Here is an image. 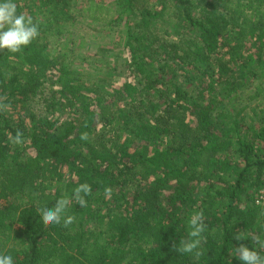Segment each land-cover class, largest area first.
<instances>
[{
    "label": "trees",
    "instance_id": "1",
    "mask_svg": "<svg viewBox=\"0 0 264 264\" xmlns=\"http://www.w3.org/2000/svg\"><path fill=\"white\" fill-rule=\"evenodd\" d=\"M13 2L40 34L0 52L11 105L0 111V252L14 264H243L234 248L261 251L234 236L264 232V0H87L89 23L121 38L84 56L95 78L73 63L85 42L68 27L73 0ZM84 182L76 221L44 226L39 209ZM197 211L199 258L173 248Z\"/></svg>",
    "mask_w": 264,
    "mask_h": 264
},
{
    "label": "clouds",
    "instance_id": "2",
    "mask_svg": "<svg viewBox=\"0 0 264 264\" xmlns=\"http://www.w3.org/2000/svg\"><path fill=\"white\" fill-rule=\"evenodd\" d=\"M38 24L30 15L24 13H17V5L13 0H0V52L7 51L15 54L32 43L39 36ZM6 97H0V111H7L11 105L4 103ZM80 139L87 141L89 134L83 132ZM10 141L14 146H19L24 143L23 133L19 130L15 135L10 134ZM92 187L87 182L78 184L72 193L71 199L62 197L56 200L55 206L52 208L41 207L39 209L40 220L44 226L60 225L64 227L72 225L76 221V217L69 213V205L72 200L75 201L81 208L87 206L86 197L91 195ZM106 197L110 198L112 194L111 187L104 189ZM264 214V213H262ZM188 233L187 238L181 239L179 247L173 245L175 251L179 254H193L195 258L203 256L205 253L201 248L206 237L203 235L206 231V224L204 223L203 212H194L187 221ZM237 241L250 238L261 251H264V232H254L249 237L243 234L234 236ZM261 251L250 249L245 244L241 243L234 248L236 257L243 264H264V255ZM0 264H14L13 257L10 254L0 252Z\"/></svg>",
    "mask_w": 264,
    "mask_h": 264
},
{
    "label": "rangeland",
    "instance_id": "3",
    "mask_svg": "<svg viewBox=\"0 0 264 264\" xmlns=\"http://www.w3.org/2000/svg\"><path fill=\"white\" fill-rule=\"evenodd\" d=\"M98 1V0H97ZM107 3L114 4L117 2V0H104ZM87 0H73V5L75 6V9L77 10L76 14H73L75 16L76 24L71 26L69 25V29L71 30V37L75 38L77 34H83L84 37V43L81 45H77L78 49L75 53L74 58V64L77 65L78 68H81L84 72H89L91 74V77L95 78L99 75V71L94 69V65L87 64L84 57L85 55L88 56L90 53L94 52L96 48H98L99 44L101 43L102 46L107 44L106 47H110L112 45L113 40H117L116 44L121 43V38L119 33L116 32V27L114 26H107L106 24H94L89 23L88 20V14L83 9L87 4ZM114 6H116L114 4ZM119 6V2L117 4ZM71 39V38H70ZM76 40V38L74 39ZM104 44V45H103ZM116 51V50H115ZM93 68V69H92ZM102 77H105V74H100ZM113 80V79H111ZM119 80H114L113 83H117L119 85ZM114 84V85H115ZM108 89V86H107Z\"/></svg>",
    "mask_w": 264,
    "mask_h": 264
},
{
    "label": "built area",
    "instance_id": "4",
    "mask_svg": "<svg viewBox=\"0 0 264 264\" xmlns=\"http://www.w3.org/2000/svg\"><path fill=\"white\" fill-rule=\"evenodd\" d=\"M256 204L263 206L264 205V177L262 187L257 192Z\"/></svg>",
    "mask_w": 264,
    "mask_h": 264
}]
</instances>
